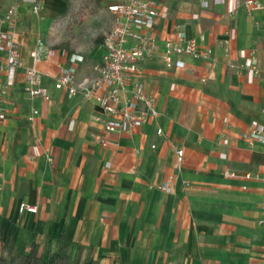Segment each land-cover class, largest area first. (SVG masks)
Here are the masks:
<instances>
[{"label": "crops", "instance_id": "0c3cea01", "mask_svg": "<svg viewBox=\"0 0 264 264\" xmlns=\"http://www.w3.org/2000/svg\"><path fill=\"white\" fill-rule=\"evenodd\" d=\"M85 1L45 0L39 15L20 4L21 58L44 73L48 100L28 97L23 70L3 98L0 264L65 243L84 264H264V143L243 137L264 126V10L244 4L264 0H151L168 10L154 24L158 44L182 34L211 55L182 68H166L161 51L144 61L134 80L158 116L122 134L54 89L59 67L92 77L104 54L118 0H87L94 11ZM12 4L0 0V13ZM38 42L55 53L35 63ZM22 203L37 212L20 213Z\"/></svg>", "mask_w": 264, "mask_h": 264}, {"label": "built area", "instance_id": "2783aa9c", "mask_svg": "<svg viewBox=\"0 0 264 264\" xmlns=\"http://www.w3.org/2000/svg\"><path fill=\"white\" fill-rule=\"evenodd\" d=\"M12 1V6L0 13V72L4 74L3 82L0 83V123L5 120L3 98L14 86L18 70H23L24 90L28 97L48 100V92L42 86L44 73L35 66H24L17 40L21 2L27 1L32 14L39 15L45 0ZM222 2L223 0H214L215 4ZM201 5L206 8L207 2L203 0ZM244 6L264 10V4L259 5L254 1L246 2ZM108 9L112 15V24L104 36V54L100 63L93 68L94 76L79 79L74 68L61 66L54 79V89L65 93L69 98H79L82 105L96 107L98 113L94 120L101 125L105 134L130 133L158 116L153 99L134 80L141 64L161 51L160 60L166 68H182L186 58L208 62L211 50L201 49L195 39L186 38L182 34L158 44L152 34L154 24L156 19L165 18L168 10L158 8L151 0H118ZM54 53L38 42L30 57L38 63L50 59ZM33 114L37 112L34 110ZM262 115L264 116V110ZM156 133L158 136L163 134L161 129H157ZM243 137L249 145L264 143V126L254 127ZM100 143L103 147L109 144L106 140H100ZM182 159L183 151L178 150V168L182 165ZM224 175L234 177L232 173L224 172ZM243 179L249 180L251 176L245 174ZM158 188L167 192L170 190L168 183ZM18 211L35 214L37 208L22 203ZM262 212L259 224L264 227V198Z\"/></svg>", "mask_w": 264, "mask_h": 264}, {"label": "rangeland", "instance_id": "374dc122", "mask_svg": "<svg viewBox=\"0 0 264 264\" xmlns=\"http://www.w3.org/2000/svg\"><path fill=\"white\" fill-rule=\"evenodd\" d=\"M88 2L89 1L86 0L84 2L85 5L83 7H81V9H85L87 11H94L95 8H93V7H91V10H88V6H87ZM60 254L65 257L66 264H75V261H77V258H78L77 264H84V262L81 260V257H77L76 251L65 250V251H62ZM50 257H51V252H49V254L43 253L40 256L32 254V256L30 258H31L32 264H48L47 259ZM24 258L25 257H23V256L15 257L13 264H25Z\"/></svg>", "mask_w": 264, "mask_h": 264}, {"label": "trees", "instance_id": "16d2710c", "mask_svg": "<svg viewBox=\"0 0 264 264\" xmlns=\"http://www.w3.org/2000/svg\"><path fill=\"white\" fill-rule=\"evenodd\" d=\"M65 245L66 246H62L56 252L51 254V257L47 259V263L48 264H66L65 257L60 254L62 251L67 250L66 249L67 247H69V243H65ZM77 257H80V253L79 252L77 254ZM13 261H14V258L11 259L9 264H13ZM24 262H25V264H32V261H31L30 257H25L24 258ZM77 262H78V258H77V261H75V264H77Z\"/></svg>", "mask_w": 264, "mask_h": 264}]
</instances>
